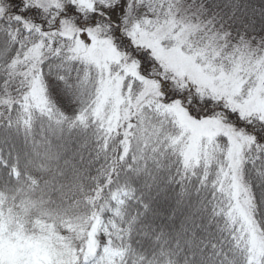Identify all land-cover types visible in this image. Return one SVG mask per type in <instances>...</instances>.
<instances>
[{"label": "snow or ice", "instance_id": "1", "mask_svg": "<svg viewBox=\"0 0 264 264\" xmlns=\"http://www.w3.org/2000/svg\"><path fill=\"white\" fill-rule=\"evenodd\" d=\"M0 264H264V0H0Z\"/></svg>", "mask_w": 264, "mask_h": 264}]
</instances>
